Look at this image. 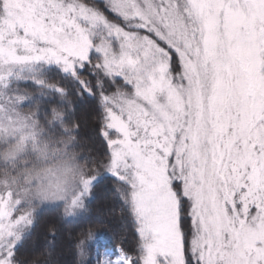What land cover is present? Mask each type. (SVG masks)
<instances>
[{"label":"snow or ice","instance_id":"obj_1","mask_svg":"<svg viewBox=\"0 0 264 264\" xmlns=\"http://www.w3.org/2000/svg\"><path fill=\"white\" fill-rule=\"evenodd\" d=\"M105 182L131 244L91 219ZM62 240L72 264H264V0H0V264Z\"/></svg>","mask_w":264,"mask_h":264},{"label":"trees","instance_id":"obj_2","mask_svg":"<svg viewBox=\"0 0 264 264\" xmlns=\"http://www.w3.org/2000/svg\"><path fill=\"white\" fill-rule=\"evenodd\" d=\"M90 111L89 102L85 101L80 105L79 115L87 116ZM81 135L85 138H95V125L89 124L81 129ZM90 141L86 140V143ZM56 212L53 209L43 211L40 218V228L37 231L36 239L39 240L44 228L56 219ZM91 219L94 222L102 221L98 231L103 233L104 241L118 239L121 235L128 237L129 243H133L132 232L128 223L120 214L119 202L112 198V193L107 186V182L101 184L95 192V199L91 204ZM68 230L74 231V226H67ZM57 256L60 264H72L73 255L66 241H61L58 245Z\"/></svg>","mask_w":264,"mask_h":264}]
</instances>
